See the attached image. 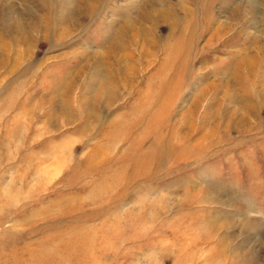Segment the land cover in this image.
I'll return each mask as SVG.
<instances>
[{"label": "rangeland", "instance_id": "374dc122", "mask_svg": "<svg viewBox=\"0 0 264 264\" xmlns=\"http://www.w3.org/2000/svg\"><path fill=\"white\" fill-rule=\"evenodd\" d=\"M0 264H264V0H0Z\"/></svg>", "mask_w": 264, "mask_h": 264}, {"label": "bare ground", "instance_id": "6f19581e", "mask_svg": "<svg viewBox=\"0 0 264 264\" xmlns=\"http://www.w3.org/2000/svg\"><path fill=\"white\" fill-rule=\"evenodd\" d=\"M25 31L24 32H21V34H20V40H26L25 39ZM16 40L18 39V37L17 38H15ZM14 39V40H15ZM116 45H111L109 48H108V51L110 52V53H112V55H115V51H116ZM247 65H252V64H250V61H247Z\"/></svg>", "mask_w": 264, "mask_h": 264}]
</instances>
